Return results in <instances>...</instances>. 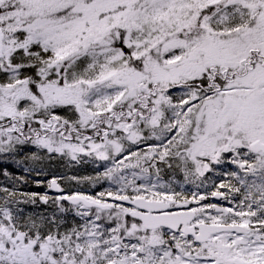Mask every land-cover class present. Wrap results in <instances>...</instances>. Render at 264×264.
Masks as SVG:
<instances>
[{"label":"snow or ice","instance_id":"obj_1","mask_svg":"<svg viewBox=\"0 0 264 264\" xmlns=\"http://www.w3.org/2000/svg\"><path fill=\"white\" fill-rule=\"evenodd\" d=\"M0 264H264V0H0Z\"/></svg>","mask_w":264,"mask_h":264},{"label":"rangeland","instance_id":"obj_2","mask_svg":"<svg viewBox=\"0 0 264 264\" xmlns=\"http://www.w3.org/2000/svg\"><path fill=\"white\" fill-rule=\"evenodd\" d=\"M10 170H11L12 172H14L15 174H17V175L21 174L20 171H19L14 165L11 166ZM64 170H65V169H63V168H59V169L54 168V169H52V171H64ZM79 172H80V174H82V175H86V174H94V173L92 172V167H91V166H84L82 169L79 170ZM49 178H50V177H48V176H44V177L35 176V174H33V175L30 177V179L33 180V181L47 180V179H49ZM164 179H165V180H169V179H172V177H170V176H164ZM176 179L179 181L180 184H183V178H182V176H180V177H176ZM184 188H185V190H191V189L193 188V186H192V185H184ZM24 190H25V191H40V192L45 191L44 188H39V189H37V188H36V185H35L34 183L25 186V187H24ZM49 194H50V193H49ZM50 195H52V194H50Z\"/></svg>","mask_w":264,"mask_h":264}]
</instances>
